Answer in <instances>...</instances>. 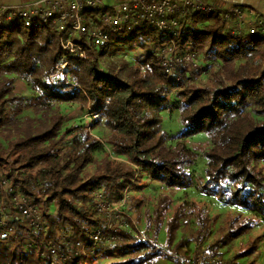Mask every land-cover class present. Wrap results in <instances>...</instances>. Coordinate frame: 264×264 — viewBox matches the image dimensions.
I'll use <instances>...</instances> for the list:
<instances>
[{
	"label": "trees",
	"instance_id": "trees-1",
	"mask_svg": "<svg viewBox=\"0 0 264 264\" xmlns=\"http://www.w3.org/2000/svg\"><path fill=\"white\" fill-rule=\"evenodd\" d=\"M111 41L116 44L109 48ZM110 42L85 43L86 57L80 59L63 48L56 29L0 28V135L6 141L0 145V176L9 179L13 193L42 205L46 220L45 229L35 232L12 210L15 235L0 234V264H95L98 258L159 264L166 256L195 264L199 251L217 258L246 236L226 264L252 259L262 236L250 235L264 222V35H237L220 14L196 13L180 20L174 39L127 27ZM172 43L179 54L195 52L204 65L168 74L159 52ZM121 46L142 54L135 63L122 58L104 66ZM19 80L30 87V97L16 92ZM63 106L80 108L90 123L68 126ZM174 110L182 128L169 135L163 113ZM201 134L206 142L188 146ZM200 157L206 167L196 181ZM144 180L167 192L143 217ZM195 182L200 193L238 211L215 227L218 219L202 203L174 204ZM97 191L113 204L128 193L125 211H134L138 222L144 218V235L130 222L121 240L94 246L104 225ZM28 238L37 245L27 247ZM49 244L66 260L46 253Z\"/></svg>",
	"mask_w": 264,
	"mask_h": 264
},
{
	"label": "built area",
	"instance_id": "built-area-1",
	"mask_svg": "<svg viewBox=\"0 0 264 264\" xmlns=\"http://www.w3.org/2000/svg\"><path fill=\"white\" fill-rule=\"evenodd\" d=\"M196 13L220 14L227 27L237 35H264L263 14L239 5L221 7L204 0H125L112 5H106L102 0H36L23 4H1L0 28L17 26L24 29H56L63 48L84 59L85 43L102 46L127 27L152 29L166 40L174 39L179 33L180 20ZM159 59L165 71L172 76L182 71L190 73L200 67L195 52L179 54L174 43L160 50ZM61 71H67V64L61 66ZM176 79L179 81L180 77ZM95 198L104 225L95 233L93 245L106 246L121 240V229L129 228L130 223L123 219L119 221L122 224L115 227L111 219L116 211L118 218L120 214L130 218L131 215L125 211L129 194L125 193L118 204L106 201L102 191H97ZM12 210L33 231L45 229L46 220L40 204L29 196L13 193L9 179L0 176V234L3 239L15 235ZM36 245L35 239H27V247ZM46 250V253L60 260L67 258L59 253L55 244H49ZM195 264H214V258H205L202 251H199L195 256Z\"/></svg>",
	"mask_w": 264,
	"mask_h": 264
},
{
	"label": "rangeland",
	"instance_id": "rangeland-1",
	"mask_svg": "<svg viewBox=\"0 0 264 264\" xmlns=\"http://www.w3.org/2000/svg\"><path fill=\"white\" fill-rule=\"evenodd\" d=\"M110 42V41H109ZM108 44V43H107ZM116 43L114 41H111L108 45L110 48L111 46H114ZM142 50L137 48V49H128V48H122L118 47L115 50L111 51V55L108 57L107 61H104L103 64L104 66H107L109 64H113L115 62H118L120 59L125 58L129 60L132 63H135V61L141 56ZM199 65L203 66L204 65V60L202 58L199 59ZM196 70V69H195ZM193 70L192 72H194ZM191 73V72H190ZM206 75L202 76V79L204 81L207 80ZM16 92L21 95H25L27 97H30L32 94V91L30 87L24 82V81H17L16 83ZM62 112L65 114L68 119L69 123L67 125L71 124H89L90 123V116L86 113H83L80 108L76 106H63L62 107ZM163 128L168 132L169 135H176L182 128V124L179 120V112L174 110L173 112L171 111H166L163 113ZM202 141L206 142L207 138L206 135L201 134L187 142L188 146L193 147L194 144L197 142ZM0 145L6 146V141L3 136L0 135ZM206 167V159L204 157H200L198 159V162L195 166L194 172L195 176L197 178L196 181H199L203 178L204 176V169ZM95 171V165H90L87 168V173L92 174ZM197 182H195L194 186L184 192L179 193L175 197L174 204H179L182 201L189 200V201H196L199 203H202L205 205L210 213V215L213 218L218 219V223L215 227L219 226V224L222 222L224 217L228 212L236 213L238 210L234 208H228L224 206V204L213 198V197H207L204 194L200 193L195 185ZM143 184L146 186L142 193L145 198L147 199L146 205L143 207L141 210V215L144 217V214L146 212H151L153 210V206L156 203L158 197L162 193H166V189L159 184H155L149 181L144 180ZM133 194V193H132ZM135 196H139L138 193H134ZM41 209H42V205ZM126 207H129V204L126 205ZM120 209V208H119ZM55 210V207L52 205L49 208V213H53ZM116 211V209H115ZM43 212V211H42ZM114 212V211H113ZM131 216L130 218L125 217L123 214H120V217L118 218V212L113 213V217L111 219V222L113 223V226H119L122 223L121 220L126 219L127 223L131 222L133 225V228L137 230L142 236L144 235V218L142 217L141 221L138 222L135 218V212L134 211H129L128 212ZM112 215V213H111ZM172 215V209L169 211L167 214V218H169ZM107 218V217H106ZM131 228V227H130ZM262 236V241L260 245V249L258 251V254L255 255L252 259H242L239 260L237 264H262L264 263V222L259 223L256 228L253 230L250 236ZM249 236H246L242 239H240L230 250L223 251L222 255L220 257L214 258V264H226L228 261L233 258V256L237 253L238 249L240 246H243L247 241H248ZM166 239V233H165V227L164 230H162L160 237H159V243L162 245ZM113 259H102L98 258L95 260V264H110L113 262ZM159 264H177V261L174 257L166 256L163 257Z\"/></svg>",
	"mask_w": 264,
	"mask_h": 264
},
{
	"label": "crops",
	"instance_id": "crops-1",
	"mask_svg": "<svg viewBox=\"0 0 264 264\" xmlns=\"http://www.w3.org/2000/svg\"><path fill=\"white\" fill-rule=\"evenodd\" d=\"M36 0H0V5H13L33 2ZM106 5H112L125 0H102ZM210 4L225 7L229 5H239L245 8L253 9L264 15V0H204Z\"/></svg>",
	"mask_w": 264,
	"mask_h": 264
}]
</instances>
